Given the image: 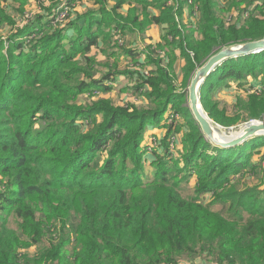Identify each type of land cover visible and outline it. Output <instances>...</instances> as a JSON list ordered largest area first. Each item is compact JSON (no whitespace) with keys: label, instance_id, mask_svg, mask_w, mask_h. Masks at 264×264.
I'll return each instance as SVG.
<instances>
[{"label":"trees","instance_id":"obj_1","mask_svg":"<svg viewBox=\"0 0 264 264\" xmlns=\"http://www.w3.org/2000/svg\"><path fill=\"white\" fill-rule=\"evenodd\" d=\"M38 1L44 14L0 35V264H173L198 255L218 264H264V181L241 184L261 169L254 157L264 135L215 145L186 94L192 73L213 54L264 37V17L255 13H264V0L249 5L243 21L227 22L219 0H194L201 16L184 28L175 16L188 0H130L127 14L120 11L127 0L111 7L109 0H92L96 8L64 24ZM227 1L228 9L242 4ZM154 6L160 14L149 9ZM5 23L13 20L0 0V26ZM163 23L162 41L138 52L127 48L123 36L144 37ZM114 47L115 57L129 55L142 67L115 73L133 78V93L146 103L80 101L112 92L116 76L108 70L96 77L92 52L110 57ZM236 82L261 94L237 96L231 114L216 96ZM201 103L226 127L264 121V50L218 65L202 85ZM180 116L185 123L176 122ZM151 128H166L164 138ZM176 133H182L179 156L172 150ZM188 184L194 192L185 196Z\"/></svg>","mask_w":264,"mask_h":264},{"label":"rangeland","instance_id":"obj_2","mask_svg":"<svg viewBox=\"0 0 264 264\" xmlns=\"http://www.w3.org/2000/svg\"><path fill=\"white\" fill-rule=\"evenodd\" d=\"M129 1L130 0H127L126 3H124V6L120 9V11H122L125 14H127L128 9L131 6H133L129 3ZM177 1L182 2L181 0H177ZM235 1L242 3L240 8L237 9V8H235L236 6H232V7H230V9H228L229 8L228 6H231L229 1H227V0H219L218 1L219 7H222V8L224 7L225 9L227 7V10H223V11L219 10V7H217L218 14L221 16V18L225 22H227L228 20H230L232 18H235L237 21H243L245 18L248 17V14H249L248 10L251 8L249 5H251V4L256 5L257 4L256 3L257 0H255V1H252V0H235ZM67 2H68V0H41V3L43 4V6H46L50 9H53L54 12L56 14H58V18L61 16V13H59V12H65ZM115 2H116V0H109L108 5L111 7L115 4ZM227 2H228V4H227ZM69 3H70L71 8H72L70 14H66V15L70 16L69 19L74 18L75 16L82 13L84 10H86L88 8H96L97 7V6H95V4L93 3L92 0H69ZM170 3L173 4L174 1H172ZM184 3H185V7H186L185 13L183 12L182 16H180V17L175 16L176 21L178 22V25L180 27H183V28H184V25L190 26L191 24H197L199 21V18L201 16V13H199L200 9L198 7V4L195 3L194 0H188L187 2H184ZM1 4L6 9L8 16H10V18L13 20V23H11V25L5 23L3 26H0V35L2 36V38H6L17 27H22L25 24H27L28 22L33 21L37 16H40L41 14L45 13V11L41 10V7H40L38 0H26V3H24V4H21L20 2H17L15 0H1ZM60 4H61V6H60ZM81 5H83V7H82L84 9L83 11H80L79 6H81ZM149 9H151L155 13L160 14V12H161L159 10V8L155 7V6L149 7ZM242 9H244L243 13L240 12V10H242ZM72 12H74V13H72ZM244 13H248V14L245 16ZM255 13H256V15L260 16V18L264 17V13L262 15L259 11L255 12ZM69 19H67L65 22H67ZM24 20H26V21H24ZM153 27L155 28L153 33H151V30L153 28L150 27V29H149V34L152 36V40L154 39L153 41L147 40L146 37L139 36L138 32L126 34L125 36H123L122 38L127 43V46H128L127 48H131L132 50H136L138 52V51L142 50L143 48H145V46L147 44L155 45L157 43V41L158 42L162 41L163 36L166 35V33H167L168 23H163L160 25H154ZM197 36L199 39L201 38V35L200 36L197 35ZM115 43H116L117 48L118 47L120 48L123 46V45H121L120 41L115 42ZM116 47H114V49H116V51L114 52L113 56L117 55L119 53V51H118L119 49H117ZM92 53L95 54L96 56L98 54V52H92ZM92 53H90V54H92ZM176 53L178 55L180 54L179 51H176ZM96 56H94L95 58H97L96 61H98L97 65L95 67L96 77H97V74L99 75L100 73L107 72L108 70L113 72L116 76L117 73H115V72H116L117 68H119V70H127V71H139L142 68L139 64H136V62L133 61L132 57L129 55H128L129 58L125 57L126 61L122 60L121 57L117 58L115 56L114 57L110 56V57H112V59L109 57V60L111 59V61H107V62H101L98 59V57H96ZM144 58L145 57H143V60H144ZM102 67H104V68H102ZM182 67H183V61L181 59H177L175 64H174V69H175V73H176V84H177L178 88H182V80H183ZM107 68H108V70H107ZM195 72H196V70L194 71V73H192L191 78H189V82H191V79L193 78ZM248 85H249V83H243L241 86H239L237 84V82L233 83L231 87H228V88L225 87V89L222 90L221 92H217L216 97L219 99V101L222 103V105H226L228 107L229 113L232 114L235 112V109H234L235 106L234 105H235L237 96L242 95V96L246 97L251 92H256L257 94H261L260 92L255 91V90L259 91V89L257 87L249 89ZM189 86L186 89V94L188 93ZM124 90H126V89H118V88L113 87L112 94L110 92L111 95L109 93H108L109 94L108 95V94H105L103 92H100L95 97H87L86 98L85 95H83V97L80 98V101L84 102V101H91L94 98H95V100H97L100 97H109L114 102V104H116V105H128L130 103L129 101L123 103L124 101L122 100V98L125 95ZM187 96H188V94H187ZM129 99H131V98H129ZM136 101H139V100L137 99ZM187 103L189 105L188 98H187ZM245 115L246 114H243V116H245ZM176 122L185 123L182 116H180ZM245 123H243V124L240 123V124L235 125V126L226 127V126H223V125H221V124H219L213 120V124H217L219 127H221L223 129L222 133L224 131L228 135L232 133L231 131H234V132L239 131V129L241 127H243L245 125ZM151 129H148V130H151ZM185 129L186 130L189 129L187 125L183 128V131H185ZM163 131H164V133L161 135V137L159 136L161 140L165 136L166 128H163ZM146 133H145V135H146ZM181 136H182V133H178L176 136V141L172 145V150L175 151L177 156H179V154H181V152H182V145L179 144V141L181 140ZM179 146H180V148H179ZM159 151H161V149H159ZM161 152H163V150ZM254 159L257 160L261 164V167H260L261 169L258 171V173L256 175H254L252 177L250 176L249 178H244L241 182L242 186L243 185L249 186V185H254V184H261V181H264V175H263L264 173L262 170V166L264 165V148H262V150L259 154L255 155ZM152 170H153V165H152V163H150V161H148L146 163V174H145V176L151 178L152 177ZM193 186H194V184L185 185L183 187V190H182L183 194L185 196L193 194V192H194ZM242 186H240V187H242ZM213 208L215 210L224 211L221 204H214ZM37 248L38 247H34L33 249H30V250L32 252H35V251H37ZM199 260L207 261L209 259H206L204 257V255H198V256L193 257V258L187 257V256H180L173 263L185 262V261H192L193 263H195V261H199Z\"/></svg>","mask_w":264,"mask_h":264},{"label":"water","instance_id":"obj_3","mask_svg":"<svg viewBox=\"0 0 264 264\" xmlns=\"http://www.w3.org/2000/svg\"><path fill=\"white\" fill-rule=\"evenodd\" d=\"M264 50V37L247 41L239 44L228 45L211 57L200 66L191 79L188 89L189 107L196 121L199 123L202 132L215 145L227 148L244 143L249 138L264 135V121L254 120L239 129L231 139L217 138L215 136V127L211 119L203 108L201 103V88L207 77L223 61L238 57L240 55L257 53Z\"/></svg>","mask_w":264,"mask_h":264},{"label":"crops","instance_id":"obj_4","mask_svg":"<svg viewBox=\"0 0 264 264\" xmlns=\"http://www.w3.org/2000/svg\"><path fill=\"white\" fill-rule=\"evenodd\" d=\"M80 7V11H83L84 9L82 8L83 5L79 6ZM185 6H183V12L185 13ZM154 25H157V24H153L151 27L152 30H151V33L154 32L155 28L153 27ZM159 25V24H158ZM146 35V36H145ZM144 35V37H146L147 40L151 41L152 40V36L149 34V30H147L146 34ZM154 40V39H153ZM152 40V41H153ZM158 43V41H157ZM98 59L101 61V62H107V61H111L112 57H110L111 59L109 60V56H107L106 54H103L101 52H98L97 56ZM122 60L126 61V58H129L128 56H125V55H121L120 56ZM126 57V58H125ZM104 68V67H102ZM108 70V68H107ZM103 73H106V72H103ZM103 73H100L99 75H97L98 77H100ZM133 78H131L129 75H116V77L114 79H112L111 81H109V83L112 84L113 87L115 88H118V89H126L124 90V97L122 98V100L124 101L123 103L125 102H135L137 100V95L133 93L132 89H131V86L133 85ZM113 91V89H112ZM112 94V92H111ZM110 94V95H111ZM131 98V99H129ZM135 100V101H134ZM132 101V102H131ZM138 102H141V103H146L145 100H140ZM148 133H153V134H156L158 136L161 137V135L164 133L163 129H158V128H155V129H151V130H148L147 131Z\"/></svg>","mask_w":264,"mask_h":264},{"label":"built area","instance_id":"obj_5","mask_svg":"<svg viewBox=\"0 0 264 264\" xmlns=\"http://www.w3.org/2000/svg\"><path fill=\"white\" fill-rule=\"evenodd\" d=\"M61 6V4H60ZM59 6V7H60ZM65 6V5H64ZM58 7V8H59ZM197 9V8H196ZM72 8H71V5L69 3V0L68 2L66 3V9H65V12H59L61 13V16L58 18V14L56 16V22L58 23H61V24H64L65 21L68 19L69 15H66V14H70ZM56 14V13H55ZM248 13H245V16L247 15ZM26 21V20H24ZM251 121H254V120H250L248 122H246L245 124L251 122ZM175 139V138H174ZM173 145V144H172ZM173 264H218V262H214V261H205V260H199V261H195V263H193L192 261H185V262H178V263H173Z\"/></svg>","mask_w":264,"mask_h":264},{"label":"bare ground","instance_id":"obj_6","mask_svg":"<svg viewBox=\"0 0 264 264\" xmlns=\"http://www.w3.org/2000/svg\"><path fill=\"white\" fill-rule=\"evenodd\" d=\"M214 127H215V136L217 138H223V139H231L234 135H236V133L238 132H234V131H231L232 133L231 134H227L226 132L223 131L222 133V128L219 127L217 124H214Z\"/></svg>","mask_w":264,"mask_h":264}]
</instances>
